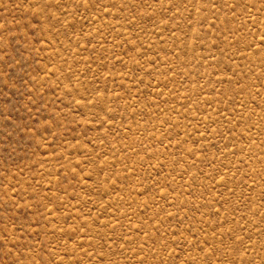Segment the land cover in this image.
Masks as SVG:
<instances>
[{
    "label": "rangeland",
    "instance_id": "374dc122",
    "mask_svg": "<svg viewBox=\"0 0 264 264\" xmlns=\"http://www.w3.org/2000/svg\"><path fill=\"white\" fill-rule=\"evenodd\" d=\"M0 264H264V0H0Z\"/></svg>",
    "mask_w": 264,
    "mask_h": 264
}]
</instances>
